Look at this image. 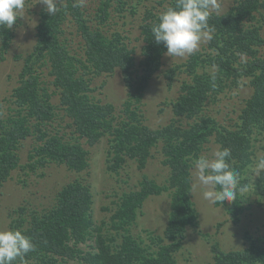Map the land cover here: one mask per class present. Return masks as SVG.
Listing matches in <instances>:
<instances>
[{"label":"trees","instance_id":"16d2710c","mask_svg":"<svg viewBox=\"0 0 264 264\" xmlns=\"http://www.w3.org/2000/svg\"><path fill=\"white\" fill-rule=\"evenodd\" d=\"M113 1L116 3V0H92L101 24L108 20L112 24L118 22L115 14L126 16L128 0H117L118 5H113ZM176 2L157 0L158 6L145 9L139 24L142 39L139 63L128 34L116 29L108 36L101 26L90 23L86 12L91 6L89 2L75 7L76 0H59V11L54 16L47 14L45 8L40 11L34 49L26 57L11 94L12 106L0 119V185L19 167L34 171L52 161L84 170L90 162L83 140L93 146L105 136L111 137L110 168L117 170L130 158L144 169L153 149L161 144L162 163L169 168V177L158 184L144 174L140 188L119 197L111 209V219L114 226L123 230L118 231L122 243L114 250L102 233L94 237L93 193L78 178L64 184L58 190L56 202L48 208L25 204L13 208L8 213V229L21 230L36 246L23 264H69L72 260L79 264H179L175 253L183 246L187 228L195 225L198 217L192 198L193 160L211 141L218 149L229 148V163L240 173L243 184L254 162L255 140L259 136L263 139L260 148L264 156V56L259 49L264 46V0H236L224 12H212L209 24L215 32L209 43L211 52L197 51L187 62L173 64L165 71L169 86L176 78L181 79L178 95L171 102L173 118L157 128L146 124L139 103L152 78L161 70L167 52L162 44L155 43L151 29L158 22L159 13ZM68 23L77 26L84 40V56L72 53L61 38ZM14 38L13 27L0 28L1 58ZM202 64L212 71H207V67L200 71ZM45 65L50 67L52 91L41 71ZM117 69L127 87L122 112H118L113 102H102L96 97L93 86L94 78ZM244 76L250 78L253 91L244 101L235 126L219 123L205 113L212 92L221 91L219 88L225 81L231 90ZM55 94L59 96L58 103L51 101ZM58 106L71 119L69 126L75 135L71 140L59 128L48 127ZM29 137L33 139L32 146L28 160L22 163L20 150ZM167 189L173 190L167 227L162 235L151 234V242L145 244L130 232V225L146 198ZM255 191L264 195V173ZM248 199L246 192L238 193L236 201L217 204L224 205L238 224ZM91 236L95 249H86L81 244H86ZM244 236L248 245L237 250H224L215 243V264H264V237H254L248 231ZM16 264L21 262L17 260Z\"/></svg>","mask_w":264,"mask_h":264},{"label":"rangeland","instance_id":"374dc122","mask_svg":"<svg viewBox=\"0 0 264 264\" xmlns=\"http://www.w3.org/2000/svg\"><path fill=\"white\" fill-rule=\"evenodd\" d=\"M235 1L219 0L221 7L214 12L226 11ZM39 2L40 0H26L23 17L13 25L15 38L5 52L4 58L0 56V119L7 114L8 109L12 106L11 94L18 83L26 57L34 49L37 40L36 24L40 18V11L44 8V5ZM87 2L91 5L86 11L90 23L101 26L108 36H112L116 29L120 30L122 34H128L131 45L136 47V58L139 63L142 58L139 24L147 7L158 6L157 0H128L126 10H124L126 16L121 17L115 14L118 21L115 24L110 23L111 20L101 24L96 17L94 8H92L95 6L94 3L92 0H85V3ZM114 4L118 5L119 1L116 0V3L113 1ZM133 5L136 6L135 11L132 10ZM112 10L115 9L112 8ZM156 11L159 9L156 8ZM65 29L66 31L61 36L62 40L69 46L72 53L84 56L82 50L84 40L77 26L68 23L65 25ZM209 43L210 41L203 43L198 51H202L204 54L211 52ZM259 49L261 55L264 56V46ZM190 56L174 59L167 55L164 56L161 70L152 78L143 100L139 103L145 114V122L150 127L157 128L173 118L171 102L178 95L181 79L176 78L173 85L169 86L165 71L173 64L187 62ZM205 67H207V71H212L205 64H202L199 70L201 71ZM49 69L50 67L45 65L41 71L43 78L47 81V86L52 91L54 86L49 82L52 78ZM181 76L183 77V74ZM249 79L248 76H244L231 90L226 86V81L223 82L222 88H219L221 91H217L218 94L216 91L211 93L205 105V113L215 117L219 123L235 126L244 101L253 91ZM93 86H96L94 91L96 97L100 98L102 102H113L117 106L118 112L123 111V103L127 99V87L119 69L94 78ZM51 101L58 103L59 96L53 95ZM55 111L56 117L48 127H57L68 140L73 139L75 135L69 126L71 119L61 107L58 106ZM110 138L105 136L93 146L83 140V144L89 152L90 162L88 168L84 170L71 169L66 163H58V161H52L34 171L22 167L14 170L11 178L0 185V230L8 229L10 210L22 204L37 209L48 208L56 202L58 190L64 184L78 178L82 183L88 185L93 193L92 206L95 222L92 232L94 237L100 232L106 237L113 250L119 248L122 239L118 231L123 232V230L114 226V221L111 219L113 210L111 209L116 206V202L123 193L140 188L144 174L158 184L165 183L169 177V168L162 163L161 144L153 149V156L144 169H140L136 160L130 158L123 162L117 170L110 168L109 157L112 156L108 155L111 146ZM32 141L31 137L27 138L20 150L22 163L28 160ZM262 143V136H259V140H255L254 162L257 157L263 154L260 148ZM217 149L218 145L211 141L205 145L201 155L211 156ZM254 162L244 180L245 184H250L249 190L246 192L249 201L238 224L233 222L232 216L224 205L208 202L203 198L199 189L192 188V198L198 210V217L196 224L187 228L183 246L175 253L179 264H215L213 252L215 243H219L224 250H237L248 245L244 236L247 231L254 237H264V195L257 194L255 191L259 176L254 179L250 178ZM194 182L193 171V184ZM172 195L173 190L167 189L160 195H151L146 198L138 209L135 222L130 225V232L137 239H143L145 244H148L151 242V234L159 236L164 233L169 220ZM106 206L110 209H107ZM94 237L91 236L86 244L81 245L86 249H95L93 247ZM69 264H79V262L72 260Z\"/></svg>","mask_w":264,"mask_h":264},{"label":"clouds","instance_id":"9594fccd","mask_svg":"<svg viewBox=\"0 0 264 264\" xmlns=\"http://www.w3.org/2000/svg\"><path fill=\"white\" fill-rule=\"evenodd\" d=\"M47 14L59 11V0H40ZM75 7L85 6V0H76ZM26 0H0V28L11 29L23 17ZM219 0H177L159 13L158 22L152 26V37L157 45H163L171 58H185L195 54L205 42L211 41L215 32L209 24L214 10H219ZM214 78V77H213ZM231 150L217 149L211 156L200 155L193 160L195 182L210 203L234 202L238 193L249 190L250 184L241 183L240 173L229 163ZM264 173V156L254 162L251 177ZM33 239L19 229L0 230V264H23L24 258L35 251Z\"/></svg>","mask_w":264,"mask_h":264}]
</instances>
